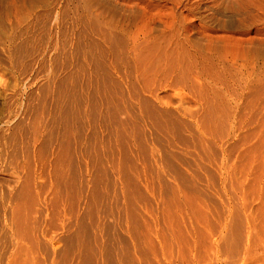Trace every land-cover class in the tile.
I'll return each instance as SVG.
<instances>
[{
  "label": "rangeland",
  "instance_id": "rangeland-1",
  "mask_svg": "<svg viewBox=\"0 0 264 264\" xmlns=\"http://www.w3.org/2000/svg\"><path fill=\"white\" fill-rule=\"evenodd\" d=\"M69 1L0 0V264H264V79L247 73L264 67L144 81L124 51L77 44ZM236 2L198 0L194 25L264 30Z\"/></svg>",
  "mask_w": 264,
  "mask_h": 264
},
{
  "label": "bare ground",
  "instance_id": "bare-ground-1",
  "mask_svg": "<svg viewBox=\"0 0 264 264\" xmlns=\"http://www.w3.org/2000/svg\"><path fill=\"white\" fill-rule=\"evenodd\" d=\"M72 2L75 4V6L72 4L74 11L77 12L74 17L75 26L81 30V34H85L84 39L80 38V40L78 38L77 44H82L89 48H106L115 54L116 60L119 59V54L124 51L126 53L125 62L138 68L136 73L144 81L152 80L151 82L154 84V80L160 72L164 79L175 77L176 80L180 81V78L193 72L197 77L203 78L205 81H213L214 79V81L222 80L223 82L222 78L236 73V71H228L225 66L232 67L239 64L238 61H242V63L247 65L252 64V68L257 66L256 64L264 67V53H262V49H264V32L262 31L264 30L260 31L261 28L258 29L254 26L253 29L243 31L233 32L232 30V32L217 33L211 29L212 32H209L210 27L200 25L202 23L198 26L194 25L193 16L195 9H197L198 0H71L70 4ZM202 7L200 9H203ZM251 9L249 1L237 0L234 8L229 10L240 16L236 21L239 26H241L243 18L247 16L254 19L258 17V22L259 20H264V12L253 14ZM200 12L199 14L203 11ZM202 14L204 15V13ZM213 19H215V16L212 17ZM216 19L218 18L216 17ZM220 19H218L219 26L222 24V22L220 24ZM200 22H203V20ZM208 22L211 21L209 20ZM253 23H257V20ZM261 23L264 24L262 21ZM215 25L218 28L221 27L217 24ZM222 26H225V22ZM232 41L239 44L241 54H238L240 53L239 51L237 54L228 52V47L232 44ZM206 65L210 66L212 70L204 69ZM157 66H162L163 70L156 72L152 78H148L151 75L152 67ZM141 69L143 72H140ZM233 69L235 70V68ZM261 70L258 73H255L254 70L249 71L250 73L247 72L248 70L246 72L248 75L261 76L257 77L258 79H264V76H262L264 71L261 73ZM136 73H134V76ZM128 79L130 78H125L124 80L126 82L129 81L127 82L129 85L128 94H125L123 89L118 86L117 93L112 97V102L117 95L122 102V105H119V103L113 105L114 133L120 131L125 135L128 124L132 121L127 99H131V94L138 98L133 81ZM148 89L150 90V85L144 83L142 90L149 91ZM150 92L153 93V91ZM143 104L147 105V102L143 101ZM155 111L154 109L148 110L149 113L156 116ZM119 112L125 114L123 120L115 119L114 114ZM156 121L159 126L169 129L168 120L163 123L158 119ZM54 160L55 170L53 173L59 183L63 179V171L60 168V154L58 155L57 153Z\"/></svg>",
  "mask_w": 264,
  "mask_h": 264
}]
</instances>
